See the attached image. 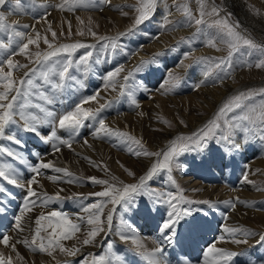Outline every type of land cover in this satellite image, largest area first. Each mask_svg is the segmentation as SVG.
<instances>
[{
    "label": "snow or ice",
    "instance_id": "obj_1",
    "mask_svg": "<svg viewBox=\"0 0 264 264\" xmlns=\"http://www.w3.org/2000/svg\"><path fill=\"white\" fill-rule=\"evenodd\" d=\"M161 2L166 4V0H136L134 5L129 6L133 13L132 24L126 33H120L117 37L100 36L90 26L91 18H89V25H84V21L77 16L78 24L82 27L77 28L75 35L91 37L97 43L103 42L97 49L96 44L85 40L71 41L73 31L70 21H66L68 24L66 39L70 42H60V37L65 36V33L62 30L58 35L53 30L51 22L47 19L51 15L48 11L49 5H37L35 0H31L30 6L33 11L36 8L44 10L40 15L34 16L37 23L43 21L47 24L42 35L34 25L7 22L9 16L27 10L23 0H14V2L0 0V8L4 9L0 11V34H2L0 37V215L6 212L5 202L11 203L13 197L9 186L22 190L24 192L23 207L19 215H14V231L18 234L25 231L23 221L26 213L33 211L36 207L47 206L53 200L61 199L59 192L55 196H49L46 192L38 191L33 187L37 185L39 189H43L38 179L42 175V170L62 173L64 178H68V183L75 182L73 179L75 174L67 167H57L54 161L44 162L43 158L37 154V159L30 162L22 151L26 148V141L19 133H30L38 137L43 143L50 145L52 154L55 155L60 153L63 147L73 150L75 137L80 134L81 129L87 126L86 122H91L93 139L112 140L115 138L117 143L114 146L126 150L131 156L147 158L150 162L138 178L135 172L121 164L124 172L135 181L125 183L111 175L107 165L102 162L97 163L87 156L82 157L89 162L90 166L109 174V179L87 178L92 184L103 186L101 191L88 194L89 198H99L98 201L82 205L81 210L85 215L78 216L77 222L59 211H49L47 215L42 213L34 219L35 227L32 229L30 238H17L15 243H12V238L8 234L0 233V244L5 248H10L15 253V260L20 264H24L25 258L17 251L16 244H22L34 254H46L53 260H56L55 254L59 253L65 257L80 256L77 264H127L126 258L112 251L114 245L108 240L110 235H117L121 241L130 242L131 250L146 264H193V257L185 251L182 244L184 229L187 228L191 234L199 227L201 220V217L194 215L191 206L201 204L214 207L215 205L208 200H191L183 195L184 190L173 176L174 171L183 167L179 163V157L188 152L197 154L210 152L213 150L212 145H216L215 150L219 152L220 160L223 161L226 158L234 159L242 147L251 145L254 140L264 143V88H260L240 91L227 97L216 109L214 115L191 134L176 135L163 149L149 150L142 138L109 127L105 119L101 117V113L119 97H127L131 105L139 108L135 93L138 89L147 91L140 85L134 87L130 83L135 70L128 71L121 76V73H124L122 65L115 66L101 76L102 89L74 101L63 113L58 114L50 109L49 106L56 104L59 93L83 87L81 80L75 75L76 72L86 74L95 65L107 63L108 56L114 54L118 47V37L133 32L137 26L151 19ZM196 2L197 12L193 13L188 0L184 3H177L173 0V7L183 16V20H171L169 17L173 15V10L168 8L162 13L161 20L158 22L159 29L175 31L183 26L195 27L193 37L206 35V29L215 30L214 36L206 40L205 46L217 52H226L224 56L214 61V69L219 70L217 79L221 83L231 76L229 70L234 69L236 59L249 57L255 52L260 53L257 62L254 65L246 62V66L264 69V45L257 44L250 37L245 36L240 30L239 22H231V13L221 16L223 9L218 6L209 7L207 0H196ZM100 3L110 4L111 0H100ZM94 6L93 0H62L55 6V10L75 13L78 9ZM117 10L121 11L123 16L129 15L127 11ZM257 14H259L258 11ZM49 33L51 39L48 38ZM152 38L158 39L159 36ZM41 41L46 46L43 51L40 50ZM181 41H185V38L181 37ZM32 46L37 49L35 52L31 50ZM80 49L86 51L79 57H75V53ZM18 55L23 56L27 63H19L15 59ZM190 55V52L185 53V59ZM144 63L142 61L138 68ZM17 72H22V75L17 77ZM101 90L118 92L119 95L112 99H104L100 95ZM36 100L39 102H34ZM101 100L104 102L101 103ZM91 103H95L97 107H85ZM137 114L144 115L142 112ZM162 122L172 127L169 121ZM179 123L187 127L183 119H179ZM45 125L51 126L47 133L41 131ZM57 129L66 130L68 138L59 136ZM5 140L10 142L16 150L2 143ZM83 145L92 148L86 139ZM28 155L31 156V153ZM77 155L80 154L77 153ZM20 165H24L30 175H25ZM224 167L228 166L224 165ZM162 173L166 176V183L175 187V193L158 191L150 185L149 182ZM47 179L55 183L62 177L52 175L47 176ZM243 182L253 184V181L248 179L247 173L243 175ZM60 191L62 192L63 189ZM257 191H264V189L258 188ZM73 197L81 199L82 195L73 194ZM139 197H147L157 213L155 231L162 237V241L152 249L146 248L132 224L123 215L138 206L137 198ZM237 204L254 207L253 204L240 200L239 197L225 202V206L233 210L236 209ZM118 208L121 212L120 226L117 231L113 232L114 215ZM161 208L163 211L160 210ZM259 210L264 211V208ZM44 221H47L46 225L42 223ZM222 232L232 237L231 242L236 245L247 244L248 237L258 235L257 244L264 246V233L257 234L236 227H224ZM238 234L243 238H237ZM68 240H75L76 243L69 247L64 243ZM101 241L104 243L101 244ZM220 242H226L224 235H221L216 242L201 249L202 260L197 258V264H233L236 257L243 255V253L217 247V243ZM98 245L102 249H107L104 255L82 252L83 248H95ZM165 245L171 248L172 252H168ZM177 248L180 249L178 253L175 251ZM0 264H14L13 257L11 255L6 257L0 253ZM57 264H62V262L57 261ZM64 264H72V261H66ZM249 264L253 262L249 260Z\"/></svg>",
    "mask_w": 264,
    "mask_h": 264
},
{
    "label": "rangeland",
    "instance_id": "obj_2",
    "mask_svg": "<svg viewBox=\"0 0 264 264\" xmlns=\"http://www.w3.org/2000/svg\"><path fill=\"white\" fill-rule=\"evenodd\" d=\"M123 1L121 3L113 4L112 7L110 8L109 4H102L100 3V0H93V4L95 5L94 7H90L87 9H78L75 11V13L60 12V11L59 13H57L58 11L55 10V6L58 3L62 2V0H57L53 4L52 10L54 9L57 14L59 15L62 14V16L59 17L58 20L55 19L56 21L51 22L52 28L53 30L57 32L58 35L62 30L64 31L65 36L60 37V42L62 43L70 42L68 39H66L67 30H68V24L66 21H70L72 25V31H73L71 41L85 40L88 43L96 44L97 49H99L100 43H103V42L97 43V41L93 40L91 37L85 38V37H80V36L75 35L77 28L82 27L81 25L78 24L76 17L78 16L80 20L84 21V25H89V18H91L90 26L100 36L117 37L118 34L120 33H126L127 29L132 24L133 13L129 6L134 5L136 3V0H123ZM12 2H14V0H12ZM176 2L184 3L185 0H176ZM23 3L26 6L27 10L23 13H17V14H13L9 16L7 22L11 24H18L19 22L18 19H20L19 17L24 16L27 19H25V21L23 20V23L21 22L19 24L20 25L22 24L34 25L35 29L37 31H40L41 34L43 35L44 30L47 28V24L43 22L38 25L36 20L34 19V16H37L38 13L41 14L44 10L42 8H36L33 11L32 7L30 6L31 0H23ZM35 3L38 5V4H42L43 2L40 0H35ZM188 3L193 13H196L197 8H198L196 0H188ZM207 3L209 7L215 5L223 9V11L221 12V16H224L227 13H231V22L233 23L239 22L241 26L240 30L243 32L245 36L250 37L257 44L264 45V0H207ZM159 6H161L162 11H161V15L159 16V20H157L158 22L161 20L162 13L165 12L168 8H172L173 10V15L169 17L171 20L173 21L183 20V16L180 13L175 11L173 7V0H166V4L164 2H161ZM117 9H122L123 11H127L129 15L128 16L120 15L119 17H125L123 21H110L108 23L103 24V26L102 24H100L101 22L97 23L96 21H94L96 16H94L93 13H96L101 16H102V12L104 11L121 13V11ZM3 10H4L3 8H0V11H3ZM257 11L259 12V14H257ZM82 14L86 16L83 17ZM104 20H107V17ZM122 24L125 25V29L120 30L119 27ZM180 30H183L185 32L180 31ZM195 31H196L195 27H188V26H183L175 31H164V30L159 29L158 23L154 24L152 22H147L146 20L144 23L137 26V28L134 29L133 32L128 33L123 36H119L117 40L118 47L115 53L110 54L107 58L108 61H112V62L114 60L118 62L120 61L121 64L123 65V62H127L128 59L132 57L133 55V54L125 55L124 53H136L137 51H145L146 45L153 43L154 39L152 37L157 36V35L166 37L167 35H172L173 33L177 36L174 39V41L167 44V48L164 50L165 52L171 55L170 60L168 62L171 68L169 69L166 68L165 71L161 70L159 72L158 61H159V58L163 56L164 52L163 50H158V52H154L148 57L144 56L141 59L137 60L131 68L124 71V73H121V76H123L126 72L135 70L134 76L132 77L130 83L134 87L136 85H140L143 88L147 89V91H143L139 89L136 91L135 99L139 105L141 101H145V100H155V102L157 103L158 106L154 107L151 110L152 113L154 112L156 114V116L153 117L155 121L154 122L155 125L151 127L153 131H156V129H160V132L161 131L163 132L167 128L178 130L177 128L179 127V125L182 128L186 129L188 128V124H189L187 122L189 120L188 115L189 116L191 114L196 115V116L205 115L207 117L206 120H208L210 117L214 115V112L216 111V109L223 103V101L227 97L235 95L240 91H244L248 89L264 88V69H256L254 66L249 68L246 66V62L254 65L257 62V58L260 56V53L255 52L253 53V55L249 57H243V58L236 59L234 69L229 70L231 71V76L225 78L223 82L221 83L220 80L217 79V73L219 72V70L214 69V61L216 60V58L224 56L226 52L225 51L217 52L215 49L205 46L206 40L214 36L215 30L206 29L205 30L206 35H198L196 37H193V33ZM0 37H2V34H0ZM181 37H184L185 41H181ZM48 38L51 39L50 33L48 34ZM45 48L46 46L41 41L40 50L43 51L45 50ZM31 50L35 52L37 49L35 48V46H32ZM198 50H201V51H198ZM85 51H86L85 49L77 50V52L75 53V57H79V55H81ZM189 52L191 53V55L188 56L187 59H185V53H189ZM157 53H160V55H156ZM15 59L19 61V63L21 64L27 63V61L24 59L23 56L18 55L15 57ZM142 61H144L145 63L143 64L142 67L138 68V66L141 65ZM181 61H183V63H181ZM121 64L119 63L116 65H113L112 67L109 66L108 68L102 70L100 74L98 73L97 74V76L99 77L97 79L98 83L95 84L94 87H92L91 89H89L88 88L89 85L85 83L86 77H83V73L76 72L75 75H77V77L81 80L83 87H79L78 90L77 89L65 90L64 92L59 93L57 95L56 104L49 106L50 109H53L58 114H61L65 110H67L73 104L74 101H78L80 98L91 95L97 90L102 89L103 81L101 79V76L107 71L112 70L115 66L121 65ZM160 73H162L163 75H162L161 80L158 81V84H155V86H152V87L151 85L148 86L145 80H148V79L152 80L154 77L156 78L158 75H160ZM16 75L17 77H19L20 75H22V72H17ZM89 81H91L90 78H89ZM229 84L232 85L230 91L226 92L225 95H223L224 97L220 101H217V103L213 106L212 110L207 109V103H205L207 101L202 102L200 105H196L195 103H186V101L183 102L182 100H180L181 97L182 98L187 97L190 94L192 95V93L193 94L197 93V95H199L198 96L199 98L201 99L206 98L205 100H208L209 91L211 89L222 88L221 86L229 85ZM197 86H199L198 90H197ZM100 95L104 99H112L113 97H118L119 93L116 94V92L101 90ZM158 97H161L164 100L168 98V99H171V101H174L175 99H177L178 103H176L175 105L173 104L169 105L171 104L169 102L167 103L169 105L168 107L167 104L157 101ZM34 102H39V101L36 100ZM100 102L103 103L104 100H101ZM162 104L167 106L168 108L164 106L166 108L164 110L162 108ZM85 107L95 108L97 107V105L95 103H91V104L85 105ZM120 107H124L125 110H121ZM177 107H179L180 109ZM170 108H174V109L172 110ZM136 110H138V108L131 105L127 97H119V99L116 102H114L110 107L106 108L101 113V117L105 119L109 127L120 130V131L128 132L136 136L137 138H142L149 150L155 151V150L163 149L168 144L170 139H168L167 140L168 142H166L160 149H152L150 145L147 144L145 140V136L144 134H142L143 133L142 130L141 131L138 130L139 133H136L133 130H131L130 127H125L122 124H120L122 122H120L118 125H115V124L113 125L107 119L108 117H111V116L117 117L118 115H120V113L122 112L125 113L126 111H127L126 113H130L131 115H133V113H137ZM135 116H136L135 118L138 121L139 120L142 121L144 119L143 116H140L138 114L137 115L135 114ZM178 118L183 119L185 123L187 124V127H184V125L180 124ZM144 120L145 122H148L147 119H144ZM164 120L169 121L172 127H168V125L164 124L162 122ZM86 125L87 126L85 128L80 130V134L75 137L73 144H77L79 141L82 140L83 132L87 133L84 135V137H87V139H88V136H91V138H93V136L91 135L93 132V124L91 122H86ZM50 129H51V126L45 125L42 127L41 131L43 133H47L50 131ZM196 129H192V130L187 129L186 131H183L182 133L176 132L171 137V139L179 134L189 135ZM57 134L61 136L62 138H68V133L66 130L57 129ZM19 135L24 139V141L26 140L27 136L25 135V133L21 132L19 133ZM30 137L31 136H29V138ZM114 139L115 138H113L112 140H96V139H93V140L100 142L99 144L101 143L104 144L106 147L108 146L112 151L121 152L120 148L113 145L117 143L116 140ZM34 141L36 142L37 147H48L46 151L44 150L40 151L41 153L40 155L45 156L46 152L49 155L52 153L50 145L43 143L36 136H35ZM2 143L8 144L9 147H12L13 150H16V148L13 145H11V143L8 142L7 140L2 141ZM90 144L92 145V143ZM66 148L67 147H63L62 150L65 151ZM212 149L213 150L210 152H204L201 154H197L196 152L184 153L183 155L179 157V163L182 164L183 167L180 168L178 171L173 172V176L177 180V183L180 185V187L184 190L183 195L186 198L191 199V200H208L212 204L215 205L214 207H209L208 205H201V204L191 206L193 208L194 215H198L199 217H201V220L199 221V227L201 225H204V223H208L207 221L209 220H208V215L206 212L211 209L214 210L217 205L215 201L212 200V198L207 193L204 196L200 197L199 188L195 189V188H192V186L187 185L184 179H182V177H185L183 175H184V171H186L187 169L197 170L199 173H201V175H204L205 170L203 166L205 162V157L207 156L220 157L219 152L215 150L216 145H212ZM254 150H259V154L263 156L262 161L264 164V143L260 142L259 140H254L252 141L251 145L244 146L242 151H240L241 154H243V152H246V151H247V154L248 153L250 154L246 158L245 163L242 162L243 164L241 165L242 167L239 171V174L235 175L234 174L235 172H232L233 163L238 160L237 155L234 157V160L233 158H229V159L227 158V161L223 164V166L226 165L227 163L228 167L227 168L223 167V171H222L225 176L224 177L225 179L221 178V182H216L217 183L216 186H219L218 188H221L222 192H228V196L240 197V200H244L254 205V207H245L244 205L242 207V204H237L238 206L236 208L238 210L235 209V211L237 210L236 211L237 213L235 215L236 217L241 216V219L239 217L240 220L238 222L233 223L232 226H227V227L241 228V229H245L247 231L259 234V233H264V226L261 224L254 225V223L252 222L254 221V217L256 216V214L258 216L260 215L261 212H264V211L259 210L261 208H264V191H257L258 188L264 189V165L254 163L255 162L254 156L251 155V152L252 151L254 152ZM22 151L25 154L26 158L29 159L30 157L28 155V151H24V149ZM90 152L91 153L87 157H90L91 160L97 163L102 162L103 164L107 165L108 169L110 170V174L118 177L120 180L124 181L125 183H133L135 181L132 177H129L126 172H124L123 168L120 166L121 164L124 165V167L130 169L131 171L135 172L137 178L140 175H142L145 170L144 169L143 172L139 173L137 169L131 166L129 162L124 160L122 157L120 158L118 157L115 162L114 160L112 161L110 156H107L104 154L105 151L102 149V147L97 146L94 150H91ZM128 156L134 159L137 158V157L131 156L130 154H128L127 157ZM31 159H29L30 162L35 161V158H31ZM137 159L139 160L141 158H137ZM46 161L48 162L49 160L45 159L44 162ZM117 161H119V163H117ZM81 164H82L81 165L82 167L78 166L73 171L71 170V172L75 174V177L73 178L75 180L74 183H68L67 182L68 178H64L58 183V184L62 183V185L63 184L65 185V186L60 185L64 187L63 191L62 192L60 190L55 191V192L53 191L54 194L59 192V195L61 197L60 200H55V201H59L58 202L59 207H51L50 210H44V209L40 210L39 209L36 212L33 210V213H36V214L32 215L31 217L29 214H27L26 216L28 217L27 219H25V231L22 233V235L19 234L20 238H30L32 229L35 227L34 219L38 217L39 215H41L42 213L47 215L49 211H59L67 215L74 222H77L78 216L85 215L81 210V206L84 204L98 201L99 198H89L88 194L92 192H96V191H101L103 186L94 185L87 178L96 177L98 179H109V174H106L104 171L96 167L90 166L87 160L82 162ZM53 172L54 171L51 170L52 175H56V173L55 172L53 173ZM245 173H247L248 179L250 181H253V184H247L243 182V175ZM47 174H49V172L42 170V175L38 177L40 183H42L43 181L44 182L49 181L46 177ZM28 175H30V173H28ZM59 176H61V174ZM76 178H79V179H76ZM199 179L200 178H196L198 182H199ZM63 180H66V181H63ZM234 181H237L239 185L238 184L235 185ZM149 183L152 187L156 188L158 191H165V192L171 191L173 193L176 192L175 187L166 183V176L163 173L160 176H157L153 181H150ZM33 187L34 188L37 187L38 189L37 185H33ZM244 188H245L244 191L247 192L245 195L246 197L241 195L242 193L241 191ZM11 192L13 193L14 191L11 190ZM73 194H81L82 198L75 199L73 197ZM18 197L22 198L21 203H23V197L21 195H14V198H18ZM12 198H11V203L6 202L7 207L11 206L12 200H13ZM137 205L138 206L134 207L131 212L123 213L124 218L129 223L132 224L136 233L141 238L143 236L142 234L144 233H142L139 230V225L136 224L137 216L146 219L147 221L150 222L149 232L146 233L148 238H151L150 240L152 241L155 240L157 243L161 242L162 237H160V235L159 236L155 235L156 232L154 228L153 229L151 228L152 227L151 225L153 224L157 226L156 217L153 214L155 212V210L153 209V206L148 202L147 197L137 198ZM109 207H111V205H109ZM160 210L163 211V208H161ZM120 217H121V212L118 208L117 213L114 215L113 232L119 229ZM236 217H235V221L237 220ZM42 223L46 225L47 221H44ZM7 224H9L8 221L6 222V225ZM222 227H221V232L220 230H217V235L215 234L216 237H214L213 241L217 240V238L220 237L221 234H225V236L227 235L226 233L222 232ZM83 228H84V225L82 224V229ZM82 238L83 237L81 236V239ZM237 238H243V237L239 236L238 234ZM247 239H248L247 244H241L240 247L237 248V250L233 249V251L235 252L243 253V255L235 258L233 264H249V260H251L253 264H264V246L257 244L258 235L248 237ZM108 240L113 242L114 247L112 251L116 255L126 258L127 264L131 263L130 261H128L129 256L132 257L137 262V264H146V262L142 258L137 256L131 250L132 246L130 242L126 243V242L121 241L119 239V236L117 235L108 236ZM12 243H15L13 239H12ZM64 243L67 246L71 247L73 244L76 243V241L68 240V241H65ZM103 243L104 242L101 241V244ZM166 246L167 245H165V247ZM20 247H22V244H16L17 251L20 249ZM29 251L30 250L27 249V258H25L21 254V252L18 251L21 254V256L25 258L24 264H57V261H60L62 262V264H64V262L69 261V260L72 261V264H77V261L81 258L80 256L65 257V256L60 255L59 253H56L55 254L56 260H53L51 257L47 256L46 254H40V253L34 254ZM127 251H129L131 254L128 255ZM82 252L83 253L91 252L96 255H104L107 252V249L106 248L102 249L98 245L96 249H92V247L83 248ZM4 255H6V257L11 255L13 257L14 264H20L19 261L15 260V253H13L10 248H7V252ZM37 257H39L38 258L39 260L37 259ZM197 258L202 260L201 250L198 251V253L196 252V254L193 256V262H194L193 264H197Z\"/></svg>",
    "mask_w": 264,
    "mask_h": 264
},
{
    "label": "bare ground",
    "instance_id": "obj_3",
    "mask_svg": "<svg viewBox=\"0 0 264 264\" xmlns=\"http://www.w3.org/2000/svg\"><path fill=\"white\" fill-rule=\"evenodd\" d=\"M40 1L43 2L42 4H46V5L50 6L48 8V11L51 12V15H49L47 18L49 22L56 21V20H58L59 17L62 16V14L61 15L57 14V13H59V11L56 13V11L54 9L52 10L53 4L57 0H40ZM122 1L123 0H111L109 7L111 8L113 4L121 3ZM161 11H162L161 6L158 5L157 10L155 12V15L151 19L147 20V22H152L154 24L155 23L157 24L158 23L157 20H159V16L161 15ZM93 14H94V16H96L94 21H96L97 23L101 22L100 24H102V26H103V24L108 23L110 21H123L125 18V17H119L120 15H122L120 12L114 13L111 11H104V12H102V16L98 15L96 13H93ZM38 15H40V13H38L37 16ZM82 16L84 17L86 15L82 14ZM106 17H107V20H104ZM19 18L20 19H18V21H19L18 24L21 22L23 23V20L25 21V19H27L24 16H20ZM41 23H43V21H41L40 23H37V24L39 25ZM119 29L120 30L125 29V25L124 24L120 25ZM102 31H104V30H102ZM180 31H183V30H180ZM183 32H185V31H183ZM176 37L177 36L174 33L172 35H167L166 37L159 35V38L154 39L152 44L146 45L145 51H137L136 53H134L132 55V57H130L128 59L127 62H123V65L121 64L120 61L118 62L116 60H114L113 62L108 61L107 63H101L98 65H95L91 71H89L86 74H83V77H86L85 83H87L89 85L88 88L91 89L92 87H94L95 84L98 83L97 79L99 77L97 76V74L98 73L100 74V72L102 70L108 68L109 66L112 67L113 65L120 63L123 66L124 71H126L129 68H131L137 60L141 59L144 56L148 57L149 55L153 54L154 52H158V50H163V52H164L163 56H161L159 58V61H158L159 72L161 70L165 71L166 68H168V69L171 68L170 65L168 64L171 55L169 53L165 52L164 50L167 48V44L174 41V39ZM198 51H201V50H198ZM162 75L163 74L160 73V75H158L156 78L154 77L152 80L151 79L145 80V82H147L148 86L149 85H151V87L155 86V84H158V81L161 80ZM89 78L91 79V81H89ZM142 78H144V77H142ZM221 87L222 88L211 89L209 91V99L208 100H205L206 98L205 99L199 98L198 97L199 95H197V93H194V94L192 93V95L190 94L187 97H183V98L181 97L180 100H182L183 102L186 101V103H195L196 105H200L202 102L207 101V102H205V103H207V109L212 110L213 106L217 103V101H220L224 97L223 95H225L226 92L230 91L232 85L229 84V85H224ZM117 93L118 92H116V94ZM161 99H162L161 97H158L157 101H160L161 103H165V104L170 102L171 104H169V105H172V104L175 105L176 103H178L177 99H175L174 101H171V99H168V98H166V100H164V99L161 100ZM169 105H168V107H169ZM157 106L158 105L155 102V100H145V101L140 102L139 108L136 111H137V113L142 112L144 114L143 118L147 119L148 122H145L144 119L142 121H140V120L138 121L135 118L136 117L135 114L137 115V113H133V115H131L130 113H126L127 111L125 113L124 112L120 113V115H118L117 117L111 116V117H108L107 119L113 125L114 124L118 125L120 122H122L120 124H122L125 127H130L131 130H133L136 133H139L138 130H140V131L142 130L143 131L142 134H144L147 144H149L152 149H160L166 142H168L167 141L168 139H171V137L176 132L182 133L183 131H186L187 129L188 130L189 129L190 130L196 129L203 122H205V120L207 119V117L205 115L204 116L203 115L196 116V115L191 114L190 116L188 115L189 120L187 122L189 124H188V128H186V129L182 128L179 125V127L177 128L178 130L167 128L163 132L162 131L161 132L160 131H153L151 129V127H153L155 125V123H154L155 121H154L153 117H155L156 114L154 112L152 113L151 110ZM164 106L165 105L162 104V108L164 110L166 108H168L167 106H165L166 108ZM120 108H121V110H125L124 107H120ZM177 108H179V107H177ZM170 109L173 110L174 108H170ZM158 112H159V110H158ZM174 112H176V111H174ZM173 118H175V117H173ZM174 120H176V119H174ZM85 134H87V133L83 132L82 140L79 141L77 144H73V146H72L73 150H69L68 148H66L65 151L61 150L60 153H57L55 155H53L52 153L49 155L46 152L45 156H42V155H40L41 154L40 151H43V150L46 151L48 149V147H37L36 142L34 141L35 136H32L33 134H30V133H25V135L27 137L25 140L26 141V148L24 149V151H28V153H31V156H29L30 157L29 159L35 158V160H36L37 154H38L39 157L43 158V160L48 159L49 161H54L55 165L57 167H61V168L67 167L69 169V171H71V170L73 171L78 166L82 167L81 163L86 161L82 157L88 156L91 153L90 151L94 150L97 146L102 147V149L105 151L104 154L107 156H110L112 161L114 160V162H115L118 157L119 158L122 157L124 160L128 161L131 166H133L135 169H137L139 171V173L143 172V170L149 166L150 162L147 158L140 157L141 159L138 160L137 158L134 159L132 157L130 158L129 156L127 157V155H128L127 152L125 150H123L122 148H120L121 152L112 151L108 146L106 147L104 144H102V143L99 144L100 142L94 141L93 138H91V136H88V139H87V137H84ZM29 136H31L30 137L31 139L29 138ZM85 139L88 140L89 143H92L91 149L88 148L87 146L83 145V141ZM113 143H115V142H113ZM94 146H96V147H94ZM242 149H243V147H242ZM242 149H241V151H242ZM252 152H251V155H253L254 159H255L254 163L260 164V165L263 164V161H262L263 156H261L259 154V150H254V152L253 153ZM77 153H79L80 155H77ZM249 154L250 153L247 154V151L243 152V154H241V153L237 154L238 160L233 163V169H232V172H235L234 173L235 175L239 174V171L242 167L241 165L243 163H245L246 158L249 156ZM235 160H236V158H235ZM226 161H227V158L224 159L223 161H221L220 157L207 156V157H205V162H204V166H203V168L205 170L204 175H201V173H199L197 170L187 169L186 171H184L183 176H185V177H182V179H184L185 183L189 186H192V188H195V189L199 188V196L200 197L204 196L206 193L209 194V196L212 198V200L215 201V203L217 205L214 210L211 209V210L206 212L208 215V220H209V221H207L208 223H204V225H201L200 227L196 228L194 231L191 232V234L188 232L187 228L184 229V238L182 240V244H183L185 251H187L192 257L196 254V252L198 253V251H200L202 248H205L207 245L214 243L218 240L219 237L217 238V240L213 241L214 237H216V235H217V230H220V232H221L222 225H223V227H222V229H223L224 227L232 226L233 223H236L241 219V216H239L240 217V219H239V217H236V215H235L237 213L236 211L238 210L237 208H236L237 210L235 211V210L231 209L230 207L225 206L226 201H231L234 198H236L237 196H228V192H222L221 188H218L219 186H216V184H217L216 182H221V178L225 179L224 178L225 176H224L222 171H223V167H224L223 164ZM229 162H230V160H229ZM226 165H227V163H226ZM253 167H254V165H253ZM188 168H190V167H188ZM20 169L25 175H28L27 168L24 167V165H21ZM44 171L49 172V174H47L46 177L52 176L51 170H44ZM60 174H61L60 177H62V179H64L62 173H56V176H59ZM196 178H200L201 181L199 179V182H198L196 180ZM60 181L55 182V183L50 181V180L48 182L43 181L42 183H40L43 185V189L41 190L38 188L37 190L42 191V192H46L49 196H55V194H54L55 191H58L61 188L64 189V187H62V186H65L64 184L63 185H62V183L58 184ZM63 181H66V180H63ZM234 182H235L234 183L235 185H237V184L239 185V183L237 181H234ZM60 185H62V186H60ZM9 187H10V190L14 191L13 192V198H12L13 200H12L11 206L6 207V212L3 215H0V233L8 234L13 239V241H15L17 238H20L19 234L22 235V233L18 234L13 229L14 215L20 214V209L23 207V203H21L22 198H20V197L14 198V195H21L23 197L24 192L18 188H13L11 186H9ZM68 189H69V187H68ZM244 190H245V188L241 191L242 196H245L247 193ZM246 190H247V188H246ZM58 202L59 201L53 200V201L49 202L47 204V206L36 207L33 210L35 212L38 211L39 209L40 210H43V209L44 210H50L51 207H59ZM242 207H243V205H242ZM27 214H29L31 217L32 215H35L36 213H33V211H31V212H28L25 214V218L23 221L24 227H25V219H27V217H28V216H26ZM153 214L155 215L156 222H157V213L154 212ZM225 217H227V219H225ZM235 217L237 219L236 221H235ZM7 221L9 224L6 225ZM252 223H254V225L255 224H261L264 226V212H261L260 215H258V216L256 214V216L254 217V221ZM136 224L139 225V230L142 233H144V234H142L143 236L141 239L143 240V243L145 244L146 248L152 249V248L156 247L157 242L155 240H153V241L150 240L151 238H148V236L146 234L149 232L150 222L147 221L146 219L142 218V217L137 216ZM151 226H152L151 228L152 229L154 228V230H155V227H156L155 224H153ZM155 232H156L155 235L159 236V233L157 231H155ZM221 235L225 236V234H221ZM227 236L228 235H226L225 237H227ZM231 240H232V238L228 236L226 238V242L217 243V247L224 248V249L231 250V251H233V249L237 250V248H239L240 245L233 244L231 242ZM92 249H96V247L92 248ZM18 251L21 252V254L25 258H27V248H25L22 245V247H20V249ZM167 251L172 252V249L167 248ZM175 251L178 253L180 251V249L177 248ZM0 252H2L3 254H5L7 252V248H5L2 244H0ZM29 252H31V251H29ZM127 252H128V255L131 254L129 251H127ZM38 258L39 257H37V259ZM128 261H130L132 264H137V262L130 256L128 257Z\"/></svg>",
    "mask_w": 264,
    "mask_h": 264
}]
</instances>
